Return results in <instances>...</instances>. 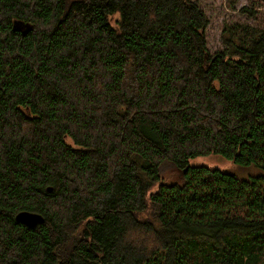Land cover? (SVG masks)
<instances>
[{"label": "trees", "instance_id": "16d2710c", "mask_svg": "<svg viewBox=\"0 0 264 264\" xmlns=\"http://www.w3.org/2000/svg\"><path fill=\"white\" fill-rule=\"evenodd\" d=\"M208 27L193 0H0V264H264V176L191 162L264 171V29L211 53Z\"/></svg>", "mask_w": 264, "mask_h": 264}, {"label": "rangeland", "instance_id": "374dc122", "mask_svg": "<svg viewBox=\"0 0 264 264\" xmlns=\"http://www.w3.org/2000/svg\"><path fill=\"white\" fill-rule=\"evenodd\" d=\"M198 2L205 12L209 27L206 31L208 48L211 53L224 49V30L227 26L246 24L254 28L264 29V0H193ZM255 5L257 16L253 17L243 9ZM193 166H207L212 169L230 172L243 180L264 176V171L256 166H240L220 156L198 157L191 161ZM163 183L172 185L180 183L183 171L173 168L169 163L163 165Z\"/></svg>", "mask_w": 264, "mask_h": 264}, {"label": "water", "instance_id": "95a60500", "mask_svg": "<svg viewBox=\"0 0 264 264\" xmlns=\"http://www.w3.org/2000/svg\"><path fill=\"white\" fill-rule=\"evenodd\" d=\"M18 222L27 225L28 227H35L44 222V217L41 214L29 211H23L16 215Z\"/></svg>", "mask_w": 264, "mask_h": 264}]
</instances>
